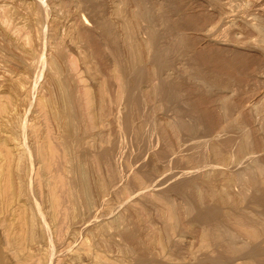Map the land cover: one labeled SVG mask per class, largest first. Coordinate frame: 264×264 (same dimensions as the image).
<instances>
[{"label": "rangeland", "instance_id": "1", "mask_svg": "<svg viewBox=\"0 0 264 264\" xmlns=\"http://www.w3.org/2000/svg\"><path fill=\"white\" fill-rule=\"evenodd\" d=\"M0 264H264V0H0Z\"/></svg>", "mask_w": 264, "mask_h": 264}, {"label": "bare ground", "instance_id": "2", "mask_svg": "<svg viewBox=\"0 0 264 264\" xmlns=\"http://www.w3.org/2000/svg\"><path fill=\"white\" fill-rule=\"evenodd\" d=\"M84 197V196H83Z\"/></svg>", "mask_w": 264, "mask_h": 264}]
</instances>
